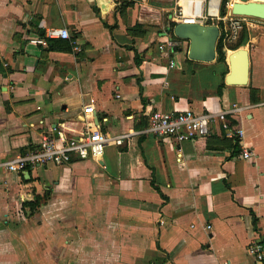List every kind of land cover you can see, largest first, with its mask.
<instances>
[{"label": "crops", "instance_id": "crops-1", "mask_svg": "<svg viewBox=\"0 0 264 264\" xmlns=\"http://www.w3.org/2000/svg\"><path fill=\"white\" fill-rule=\"evenodd\" d=\"M171 1L0 0V264H258L245 247L264 229V12L235 2L226 12L252 21L234 39L244 44L202 61L186 40L168 67L156 45ZM238 48L245 83L226 80ZM233 106L240 140L215 124L181 143L142 132L152 110ZM89 127L127 136L100 159L4 165L44 131L61 141Z\"/></svg>", "mask_w": 264, "mask_h": 264}, {"label": "built area", "instance_id": "built-area-1", "mask_svg": "<svg viewBox=\"0 0 264 264\" xmlns=\"http://www.w3.org/2000/svg\"><path fill=\"white\" fill-rule=\"evenodd\" d=\"M211 0H172L167 7H162L166 12L170 22L192 23L202 25H216L224 35L223 42L234 40L244 25L251 23V19L245 16H234L226 12L228 2L225 3L226 11L220 14L221 0H217L215 13L210 12ZM174 26V25H173ZM264 30V23L260 25ZM48 37L61 36L69 38L65 28H52L46 32ZM186 40L176 37L174 34L166 35L157 43V50L165 53L169 57L168 67L177 65L176 49L182 46ZM30 44L46 45V38L35 35L29 38ZM258 105H264V101ZM242 110L240 106H233L216 112L204 111L194 112L190 109L160 111L152 110L148 114L147 127L142 131L155 137L165 140L173 139L177 143L194 141L204 137L211 132L212 124L218 126L219 132L228 137L240 140L242 128L235 123H231L233 116ZM127 135L117 138L109 137L98 128H87L79 138H68L58 141L49 131H44L37 146L16 154L4 162L8 170L14 173H21L36 167L48 165H62L73 159L95 158L100 159L106 144L114 139L116 143H121ZM252 153L245 147L241 150V157L250 159ZM209 227V225L207 226ZM246 254L258 264H264V229L259 235L251 240L245 247Z\"/></svg>", "mask_w": 264, "mask_h": 264}, {"label": "water", "instance_id": "water-1", "mask_svg": "<svg viewBox=\"0 0 264 264\" xmlns=\"http://www.w3.org/2000/svg\"><path fill=\"white\" fill-rule=\"evenodd\" d=\"M255 1L264 2V0ZM172 32L176 37L188 41L189 58L202 61H210L215 58L216 42L220 34L218 26L176 23ZM228 62L231 73L226 80L231 83H245L248 68L247 50L242 48L234 50L229 56ZM26 174L28 175V172Z\"/></svg>", "mask_w": 264, "mask_h": 264}, {"label": "trees", "instance_id": "trees-1", "mask_svg": "<svg viewBox=\"0 0 264 264\" xmlns=\"http://www.w3.org/2000/svg\"><path fill=\"white\" fill-rule=\"evenodd\" d=\"M226 1H227V0H221V3H220V9H219L220 14H224L225 11H226V8H225V3H226ZM247 8H249V11L245 12L246 15H249L251 10H255V9H256L255 6H249V7H247ZM261 11L264 12V9H261ZM252 16H254V15H252ZM173 25H174V23L170 22V23H169V26H168V28H167V30L169 31V33H170L171 35H173V32H172V27H173ZM42 37H43V35H42ZM48 40H49V39H48ZM221 41L223 42V35L220 36V38H219V40H218V43H217V46H216L217 57H218L219 59L223 60V57H224V51H223V49H222V46H223V45L221 44ZM244 41H245V36H244V34H242V35L240 36L239 40L236 41V42L234 43V45L231 46V48H232V49H233V48H237L238 46L244 44ZM223 44H224V43H223ZM135 63L138 64L137 56L135 57ZM140 89H141V87H140ZM231 123H234V120H233V119L231 120ZM162 196L164 197L163 194H162Z\"/></svg>", "mask_w": 264, "mask_h": 264}, {"label": "bare ground", "instance_id": "bare-ground-1", "mask_svg": "<svg viewBox=\"0 0 264 264\" xmlns=\"http://www.w3.org/2000/svg\"><path fill=\"white\" fill-rule=\"evenodd\" d=\"M238 1H240V0H230V1H229V4H228V12H229V13H231V10H232V6H233V4H234L235 2H238ZM252 1H254V2H258V1H255V0H252ZM240 3H241L243 6H246V7H249V6H257L256 4H253V3L251 2V0L241 1ZM258 3H264V2H258ZM216 7H217V4H216V6H215V5L213 4L212 0H211V1H210V5H209L210 12L215 13V11H216ZM257 7H259V6H257ZM260 8L264 9L263 7H260ZM232 13H233V12H232Z\"/></svg>", "mask_w": 264, "mask_h": 264}, {"label": "rangeland", "instance_id": "rangeland-1", "mask_svg": "<svg viewBox=\"0 0 264 264\" xmlns=\"http://www.w3.org/2000/svg\"><path fill=\"white\" fill-rule=\"evenodd\" d=\"M229 1V0H228ZM239 3L241 2V0L240 1H238ZM163 7H167L168 6V3L167 4H163L162 5ZM256 8H260V7H257V6H255ZM173 28V27H172ZM223 38H225V33H224V35H223ZM218 40H219V38L217 39V42H216V46H217V43H218ZM236 41L235 40H231V41H228V40H226V41H224V42H222L221 41V44L223 45L222 46V49H226V48H230L232 45H234V43H235ZM224 43V44H223ZM226 53H228V50L226 51Z\"/></svg>", "mask_w": 264, "mask_h": 264}]
</instances>
